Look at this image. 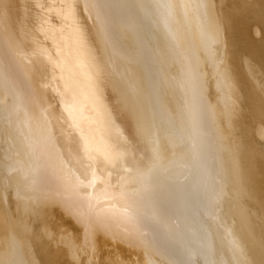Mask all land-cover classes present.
Returning <instances> with one entry per match:
<instances>
[{"label": "bare ground", "instance_id": "obj_1", "mask_svg": "<svg viewBox=\"0 0 264 264\" xmlns=\"http://www.w3.org/2000/svg\"><path fill=\"white\" fill-rule=\"evenodd\" d=\"M0 264H264V0H0Z\"/></svg>", "mask_w": 264, "mask_h": 264}]
</instances>
